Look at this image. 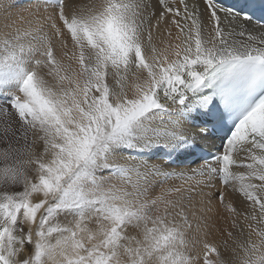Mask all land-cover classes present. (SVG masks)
Masks as SVG:
<instances>
[{
    "label": "snow or ice",
    "instance_id": "6c2138e0",
    "mask_svg": "<svg viewBox=\"0 0 264 264\" xmlns=\"http://www.w3.org/2000/svg\"><path fill=\"white\" fill-rule=\"evenodd\" d=\"M0 264H264V6L0 0Z\"/></svg>",
    "mask_w": 264,
    "mask_h": 264
},
{
    "label": "bare ground",
    "instance_id": "6f19581e",
    "mask_svg": "<svg viewBox=\"0 0 264 264\" xmlns=\"http://www.w3.org/2000/svg\"><path fill=\"white\" fill-rule=\"evenodd\" d=\"M239 0H222L223 3H225L226 5L230 6V3H234L237 2Z\"/></svg>",
    "mask_w": 264,
    "mask_h": 264
}]
</instances>
